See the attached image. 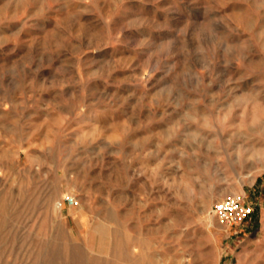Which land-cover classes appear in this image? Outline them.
I'll return each mask as SVG.
<instances>
[{"label":"rangeland","instance_id":"374dc122","mask_svg":"<svg viewBox=\"0 0 264 264\" xmlns=\"http://www.w3.org/2000/svg\"><path fill=\"white\" fill-rule=\"evenodd\" d=\"M52 257L264 264V0H0V264Z\"/></svg>","mask_w":264,"mask_h":264},{"label":"built area","instance_id":"2783aa9c","mask_svg":"<svg viewBox=\"0 0 264 264\" xmlns=\"http://www.w3.org/2000/svg\"><path fill=\"white\" fill-rule=\"evenodd\" d=\"M253 208L239 196L227 194L213 205V213L222 226H237L252 215Z\"/></svg>","mask_w":264,"mask_h":264},{"label":"bare ground","instance_id":"6f19581e","mask_svg":"<svg viewBox=\"0 0 264 264\" xmlns=\"http://www.w3.org/2000/svg\"><path fill=\"white\" fill-rule=\"evenodd\" d=\"M110 226V225H109ZM109 228V227H108ZM60 251V250H59ZM59 251L58 250H56L55 252H51L52 253V256L53 257H59ZM45 256V255H44ZM50 258L49 259V264H63V262L58 258L57 260H59V261H56L55 260V262L53 261V259L54 258ZM139 258V257H138ZM72 264H85L83 261H81L79 258H77V257H75L74 258V261H73V263ZM87 264V263H86ZM141 264V263H140Z\"/></svg>","mask_w":264,"mask_h":264}]
</instances>
